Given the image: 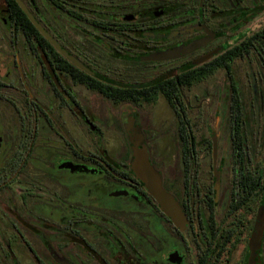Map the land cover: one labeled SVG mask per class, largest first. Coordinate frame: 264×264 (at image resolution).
<instances>
[{"label":"flooded vegetation","instance_id":"obj_1","mask_svg":"<svg viewBox=\"0 0 264 264\" xmlns=\"http://www.w3.org/2000/svg\"><path fill=\"white\" fill-rule=\"evenodd\" d=\"M250 260L264 0H0V264Z\"/></svg>","mask_w":264,"mask_h":264},{"label":"water","instance_id":"obj_2","mask_svg":"<svg viewBox=\"0 0 264 264\" xmlns=\"http://www.w3.org/2000/svg\"><path fill=\"white\" fill-rule=\"evenodd\" d=\"M192 48L185 49L183 52H188ZM173 56H176L173 55ZM167 58V57H161ZM155 59V58H153ZM134 160L132 162V171L136 178L144 185L148 194H150L156 202L161 204L163 211L170 217L176 215L177 208L172 197L164 192L161 188L160 182L157 179L152 167L149 164L148 156L144 148L135 146L133 150ZM179 212V210H178ZM261 220H258V224L255 227L252 243L253 246H257L261 237ZM251 264V260L249 262Z\"/></svg>","mask_w":264,"mask_h":264},{"label":"rangeland","instance_id":"obj_3","mask_svg":"<svg viewBox=\"0 0 264 264\" xmlns=\"http://www.w3.org/2000/svg\"><path fill=\"white\" fill-rule=\"evenodd\" d=\"M251 27H254V26H252V25H250ZM160 105H163V103L162 104H160ZM160 118H162V117H160ZM160 118H158V119H160ZM156 130V129H155ZM150 134H152V132H149Z\"/></svg>","mask_w":264,"mask_h":264},{"label":"trees","instance_id":"obj_4","mask_svg":"<svg viewBox=\"0 0 264 264\" xmlns=\"http://www.w3.org/2000/svg\"><path fill=\"white\" fill-rule=\"evenodd\" d=\"M150 102H152V100H150Z\"/></svg>","mask_w":264,"mask_h":264}]
</instances>
